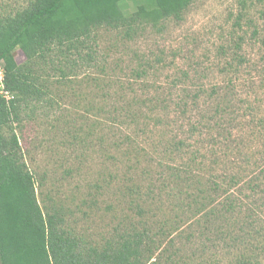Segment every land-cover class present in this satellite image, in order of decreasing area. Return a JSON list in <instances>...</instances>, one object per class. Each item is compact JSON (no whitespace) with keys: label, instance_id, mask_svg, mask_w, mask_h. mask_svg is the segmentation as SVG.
<instances>
[{"label":"rangeland","instance_id":"obj_1","mask_svg":"<svg viewBox=\"0 0 264 264\" xmlns=\"http://www.w3.org/2000/svg\"><path fill=\"white\" fill-rule=\"evenodd\" d=\"M97 46L74 78L55 83L50 70L53 103L23 109L16 132L40 204L62 208L66 227L93 244L124 219L149 220L152 235L165 225L155 238L178 264H264V0H195L180 20L145 24L128 39L102 31ZM133 68L149 70L137 80ZM184 166L197 181L176 177L172 194L166 179ZM211 181L215 201L194 204L187 192ZM137 186L144 218L130 210ZM228 199L242 202L236 213L208 215Z\"/></svg>","mask_w":264,"mask_h":264},{"label":"trees","instance_id":"obj_2","mask_svg":"<svg viewBox=\"0 0 264 264\" xmlns=\"http://www.w3.org/2000/svg\"><path fill=\"white\" fill-rule=\"evenodd\" d=\"M128 1L28 0L25 4L18 2L17 6L8 2L0 4V70L3 71L0 82L3 86L0 87V264H163V259L166 264H178L172 261L175 257L172 249L155 238L166 234L162 223L156 235H152L149 220L128 223L131 219H124L122 224L116 225L114 233L95 244L67 228L60 212L62 208L49 209L40 204L36 176L23 159L16 132L24 122L23 109H30L31 105L46 108L53 103L55 83L74 78L75 68L94 62L102 31L128 39L145 24L156 26L170 18L182 19L184 11L195 0H141L135 10L126 12L124 6ZM18 51L25 57L22 62L16 58ZM57 54L59 67L50 63ZM142 59L139 58L140 65ZM144 63L147 67L151 65L147 60ZM49 64L54 69H45ZM50 70L59 72L55 83ZM148 70L133 68L130 74L137 80L143 79ZM173 144L175 149L180 147L178 141ZM172 169L176 172L171 174L170 180L166 179L170 182L165 183L172 194L180 192L176 177L189 187L196 183L197 175L190 174L188 166ZM261 173L264 177V170ZM260 185L250 186L256 190ZM218 189L217 182L211 181L206 188L199 187L198 192H187V195L194 204L199 198L209 199L210 203L215 201ZM151 191L153 189L149 188V193ZM132 196L130 210L142 218L145 209L140 202V186L133 190ZM228 200L221 208H212L208 215L216 218L236 213L242 202ZM205 205L200 202L196 209L204 210Z\"/></svg>","mask_w":264,"mask_h":264},{"label":"built area","instance_id":"obj_3","mask_svg":"<svg viewBox=\"0 0 264 264\" xmlns=\"http://www.w3.org/2000/svg\"><path fill=\"white\" fill-rule=\"evenodd\" d=\"M2 77H3L2 71L0 70V82L2 81Z\"/></svg>","mask_w":264,"mask_h":264}]
</instances>
